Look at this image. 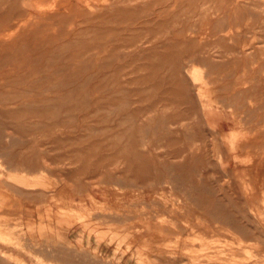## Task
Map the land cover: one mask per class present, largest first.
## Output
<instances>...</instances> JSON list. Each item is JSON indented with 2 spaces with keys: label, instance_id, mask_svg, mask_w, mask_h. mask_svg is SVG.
Here are the masks:
<instances>
[{
  "label": "rangeland",
  "instance_id": "1",
  "mask_svg": "<svg viewBox=\"0 0 264 264\" xmlns=\"http://www.w3.org/2000/svg\"><path fill=\"white\" fill-rule=\"evenodd\" d=\"M259 1L0 0V264H264Z\"/></svg>",
  "mask_w": 264,
  "mask_h": 264
},
{
  "label": "crops",
  "instance_id": "2",
  "mask_svg": "<svg viewBox=\"0 0 264 264\" xmlns=\"http://www.w3.org/2000/svg\"><path fill=\"white\" fill-rule=\"evenodd\" d=\"M146 202H144V204H148V202L150 203V199L146 197ZM72 238L73 241L76 244H82L83 246H87L90 247L93 250H97V251H102V244H100L99 242H97V238L96 236H86V234L84 232L81 233V229L78 228H74L72 233ZM67 237H69V234L67 235ZM97 244V245H96Z\"/></svg>",
  "mask_w": 264,
  "mask_h": 264
},
{
  "label": "bare ground",
  "instance_id": "3",
  "mask_svg": "<svg viewBox=\"0 0 264 264\" xmlns=\"http://www.w3.org/2000/svg\"><path fill=\"white\" fill-rule=\"evenodd\" d=\"M125 1H126V0H125ZM129 1H130V0H129ZM255 1H256L255 4H257V1L260 2L259 0H255ZM112 2H113V1H112ZM131 2H133V1H131ZM134 2H135V1H134ZM134 2H133L132 4H134ZM201 2H202V1H201ZM117 3H118V2H117ZM117 3H116V4H117ZM124 3H125V2H124ZM126 3H128V2H126ZM129 3H130V2H129ZM137 3H138V2H137ZM137 3H135V4H137ZM226 3H227V2H226ZM253 3H254V2H253ZM67 4H68V3H67ZM121 4H122V3H121ZM132 4H131V5H132ZM241 4H244V3H241ZM263 4H264V3H263ZM263 4H261V6H262ZM25 5H26V8H29L27 4H25ZM122 5H123V4H122ZM122 5H120V6H122ZM126 5H127V4H126ZM244 5H245V4H244ZM118 6H119V5H118ZM120 6H119V7H120ZM238 6H239V5H238ZM238 6H237V8H238ZM258 6H259V5H258ZM261 6H260V7H261ZM116 7H117V6H116ZM139 7H140V6H139ZM225 7H227V6H225ZM231 7H232V5H231ZM254 7H255V6H254ZM95 8H96V7H95ZM136 8H137V7H136ZM234 8H235V7H234ZM129 9H130V8H129ZM134 9H135V8H134ZM137 9H138V8H137ZM254 9H255V8H254ZM260 9H261V8H260ZM108 10H109V9H108ZM122 10H123V9H122ZM127 10H128V8H127ZM131 10H132V7H131ZM135 10H136V9H135ZM230 10H231V8H230ZM243 10H244V9H243ZM247 10H248V9H247ZM256 10H257V9H256ZM104 11H105V10H104ZM128 11H130V10H128ZM237 11H238V10H237ZM244 11H246V10H244ZM258 11H259V10H258ZM106 12H107V11H106ZM124 12H125V11H124ZM132 12H133V11H132ZM227 12H228V11H227ZM241 12H242V11H241ZM241 12H240V13H241ZM259 12H261V10H260ZM78 13H79V12H78ZM100 13H101V12H100ZM134 13H135V12H134ZM237 13H238V12H237ZM262 13H263V12H262ZM262 13H261V14H262ZM57 14H58V13H57ZM131 14H132V13H131ZM166 14H167V13H166ZM229 14H230V13H229ZM242 14H243V12H242ZM248 14H249V13H248ZM250 14H252V12H250ZM259 14H260V13H259ZM256 15H257V13H256ZM263 15H264V14H262V16H263ZM96 16H98V15L96 14ZM231 16H232V15H231ZM236 16H237V15H236ZM51 17H52V16H51ZM178 17H179V16H178ZM186 17H187V16H186ZM203 17H204V16H203ZM242 17H243V16H242ZM245 17H246V16H245ZM259 17H260V16H259ZM259 17H258V18H259ZM92 18H93V17H92ZM94 18H95V17H94ZM103 18H104V17H103ZM103 18H102V19H103ZM105 18H106V17H105ZM237 18H239V17H237ZM229 19H230V18H229ZM244 19H245V18H244ZM52 20H53V19H52ZM260 20H261V19H260ZM243 21H244V20H243ZM245 21L247 22V17H246V20H245ZM249 21H250V20H249ZM204 22H205V21H204ZM241 22H242V21H241ZM40 23H41V22H40ZM205 23H206V22H205ZM230 23H231V22H230ZM234 23H235V22H234ZM239 23H240V22H239ZM259 23H260V22H259ZM44 24H46V23H44ZM260 24H261V23H260ZM16 25H19V24H16ZM16 25H15V26H16ZM39 25H40V24H39ZM49 25H50V24H49ZM235 25H236V24H235ZM241 25H242V24H241ZM241 25H239V26H241ZM28 26H29V25H28ZM51 26H52V25H51ZM33 28H34V27H33ZM239 28H240V27H239ZM6 30H7V29H6ZM228 30H229V29H228ZM0 31H1V30H0ZM29 31H30V29H29ZM38 31H39V30H38ZM53 31H54V30H53ZM53 31H52V32H53ZM52 32H51V33H52ZM1 33H2V32H1ZM1 33H0V34H1ZM6 33H7V32H6ZM6 33H5V34H6ZM10 33H11V32H10ZM22 33H23V32H22ZM48 33H49V32H48ZM48 33H47V34H48ZM55 33H56V32H55ZM237 33H238V32H237ZM17 34H18V33H17ZM19 34H20V33H19ZM19 34H18V36H19ZM47 34L44 33V35H47ZM52 34H54V33H52ZM48 35H49V34H48ZM237 35H238V34H237ZM237 35H236V36H237ZM56 37H57V36H56ZM60 37H63V35H61ZM16 38H17V37H16ZM42 38H44V37H42ZM45 38H46V37H45ZM28 39H29V38H28ZM31 39H32V37H31ZM57 39H59V38H57ZM60 39H62V38H60ZM11 40H12V39H11ZM13 40H14V38H13ZM2 41H3V40H2ZM6 41L9 42V39H7ZM6 41H5V42H6ZM52 41H53V40H52ZM56 41H57V40H56ZM11 42H12V41H11ZM15 42H16V41H14V43H15ZM26 42H27V41H26ZM28 42H30V41H28ZM28 42H27V43H28ZM1 43H2V42H1ZM11 44H13V43H11ZM25 44H26V43H25ZM9 45H10V44H9Z\"/></svg>",
  "mask_w": 264,
  "mask_h": 264
}]
</instances>
